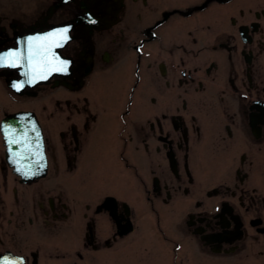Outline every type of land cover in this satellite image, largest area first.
Returning a JSON list of instances; mask_svg holds the SVG:
<instances>
[{
	"label": "flooded vegetation",
	"instance_id": "af4514ba",
	"mask_svg": "<svg viewBox=\"0 0 264 264\" xmlns=\"http://www.w3.org/2000/svg\"><path fill=\"white\" fill-rule=\"evenodd\" d=\"M64 28L66 72L0 67V258L148 264L147 208L158 264H264V0H0V55Z\"/></svg>",
	"mask_w": 264,
	"mask_h": 264
},
{
	"label": "snow or ice",
	"instance_id": "6c2138e0",
	"mask_svg": "<svg viewBox=\"0 0 264 264\" xmlns=\"http://www.w3.org/2000/svg\"><path fill=\"white\" fill-rule=\"evenodd\" d=\"M68 38V28L51 32L46 35L31 37L26 41V57L19 51H11L6 55H0V67L5 65L15 67L22 59H26L31 74V80L29 82H34L36 79H47L48 75L52 72H66L68 70V63L59 60V58L55 56L53 48L61 47L63 42L67 41ZM15 87L19 90L22 85L17 84ZM31 131L36 132L38 136V130L34 125ZM9 143H23L25 146V152H32V149L28 147L30 142L27 133H22L20 138H16L15 134H11ZM37 147H39V145H37ZM33 154L40 156V158L43 159L39 152ZM21 158L23 159L26 157L21 156ZM0 264H10V262L7 258H0ZM17 264H22V258L17 261Z\"/></svg>",
	"mask_w": 264,
	"mask_h": 264
},
{
	"label": "rangeland",
	"instance_id": "374dc122",
	"mask_svg": "<svg viewBox=\"0 0 264 264\" xmlns=\"http://www.w3.org/2000/svg\"><path fill=\"white\" fill-rule=\"evenodd\" d=\"M140 213L142 216L141 223L144 227H146V236H143L142 238V245H146L147 250L143 247L137 249V253L132 254V258L146 261L148 262V264H155V262L156 264H158L157 261L159 260L157 259L163 254L165 257L166 250L165 247L162 246L164 243L160 242L161 237H158L156 233H152V225L157 223V218L151 212V210H148L147 208H142ZM160 223H162L165 227L168 222L166 221V218L164 216H161Z\"/></svg>",
	"mask_w": 264,
	"mask_h": 264
},
{
	"label": "water",
	"instance_id": "95a60500",
	"mask_svg": "<svg viewBox=\"0 0 264 264\" xmlns=\"http://www.w3.org/2000/svg\"><path fill=\"white\" fill-rule=\"evenodd\" d=\"M16 119H17L16 117H13L10 121H12V123H16V122H17ZM15 148L18 149V145H17V144H12V149H15ZM16 151H17V150H16Z\"/></svg>",
	"mask_w": 264,
	"mask_h": 264
}]
</instances>
